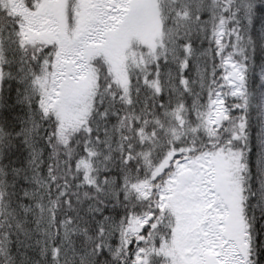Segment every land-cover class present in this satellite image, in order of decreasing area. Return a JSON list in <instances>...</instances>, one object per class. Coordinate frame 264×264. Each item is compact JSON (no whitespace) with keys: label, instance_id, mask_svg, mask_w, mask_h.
Masks as SVG:
<instances>
[{"label":"snow or ice","instance_id":"obj_1","mask_svg":"<svg viewBox=\"0 0 264 264\" xmlns=\"http://www.w3.org/2000/svg\"><path fill=\"white\" fill-rule=\"evenodd\" d=\"M0 264H264V0H0Z\"/></svg>","mask_w":264,"mask_h":264}]
</instances>
